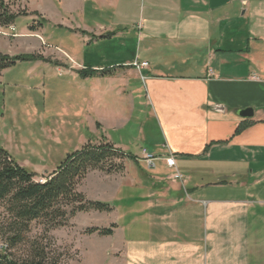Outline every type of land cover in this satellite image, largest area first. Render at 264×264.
<instances>
[{"label": "crops", "instance_id": "0c3cea01", "mask_svg": "<svg viewBox=\"0 0 264 264\" xmlns=\"http://www.w3.org/2000/svg\"><path fill=\"white\" fill-rule=\"evenodd\" d=\"M64 9L80 14L89 41L136 42L109 68L81 64L97 115L126 102L131 114L112 112L114 133L135 117L141 141L147 126L157 132L149 169L138 142L96 122L91 143L126 156L124 172L95 178L115 182L113 203L128 202L111 224L110 262L264 264V0H64ZM247 109L252 118L238 115Z\"/></svg>", "mask_w": 264, "mask_h": 264}, {"label": "rangeland", "instance_id": "374dc122", "mask_svg": "<svg viewBox=\"0 0 264 264\" xmlns=\"http://www.w3.org/2000/svg\"><path fill=\"white\" fill-rule=\"evenodd\" d=\"M11 1L12 11L21 16L15 21V32L9 28L0 30V53L37 58L18 61L0 76V147L11 153L22 167L36 173L39 182L56 170L69 154L91 142L97 133V120H105L108 136L124 139L125 143L138 142L139 148L149 152L150 142L157 132L147 126L148 141H141L140 124L135 117L126 131L114 133L109 127L113 110L119 108L129 115L133 106L126 102L120 107L104 106L98 116L94 105H90L91 97L85 95L86 84L81 76L84 71L79 70L85 63L109 68L128 60L136 42L131 38L118 40L93 38L92 35L88 36L93 41L87 40L80 14H69L64 9V0ZM72 65L76 68L74 72L69 70ZM119 163L122 162H115ZM142 169L143 177L144 173L155 175ZM91 173L90 179L79 189L91 200L115 206L116 213H80L67 226L54 230L41 222L31 225L28 238L45 248L49 258L57 260L58 264H112L107 249L112 248L116 239H103L104 236L89 235L86 231L94 227L110 228L118 210L121 211L118 204L125 207L128 202L113 203L115 182L95 180L96 177H111V174ZM3 215L0 207V229ZM5 243L0 237V249ZM27 250L20 245L12 252L23 256Z\"/></svg>", "mask_w": 264, "mask_h": 264}, {"label": "trees", "instance_id": "16d2710c", "mask_svg": "<svg viewBox=\"0 0 264 264\" xmlns=\"http://www.w3.org/2000/svg\"><path fill=\"white\" fill-rule=\"evenodd\" d=\"M11 3V0H0V30L14 26L17 17L21 16L12 11ZM36 58L34 55L11 57L0 53V75L18 61ZM103 74L110 75L111 71ZM125 158L110 143L90 142L69 154L56 170L39 182L36 173L22 167L0 147V207L4 211L0 237L6 242L0 249V264H58L57 260L49 258L45 248L28 238L32 223L41 222L49 230H54L67 226L80 213H111L109 204L89 200L79 186L93 171L108 175L124 172ZM116 161L122 163L115 164ZM114 228V225L110 228L94 227L87 229L86 233L108 237L113 235ZM20 245L28 248L23 256L12 252Z\"/></svg>", "mask_w": 264, "mask_h": 264}, {"label": "built area", "instance_id": "2783aa9c", "mask_svg": "<svg viewBox=\"0 0 264 264\" xmlns=\"http://www.w3.org/2000/svg\"><path fill=\"white\" fill-rule=\"evenodd\" d=\"M9 30L12 31V32H15L16 31V28H15V26H10L9 27ZM136 66L137 67H147L148 64L147 63H142L140 65H137L136 64ZM142 160L146 163V165H147V167L149 169L155 168V161L157 159H156V157L154 155H151L146 150H144L142 152ZM166 162H167V164H168L169 167H175V159H174V157L172 155L166 159ZM175 179L182 180V176L180 174H177L175 176Z\"/></svg>", "mask_w": 264, "mask_h": 264}, {"label": "water", "instance_id": "95a60500", "mask_svg": "<svg viewBox=\"0 0 264 264\" xmlns=\"http://www.w3.org/2000/svg\"><path fill=\"white\" fill-rule=\"evenodd\" d=\"M238 115L242 118H252L254 116V113L251 109L239 111Z\"/></svg>", "mask_w": 264, "mask_h": 264}]
</instances>
